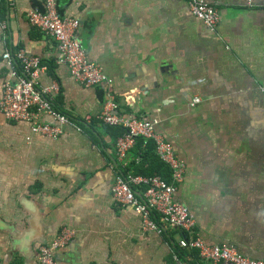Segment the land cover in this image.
Segmentation results:
<instances>
[{
  "label": "crops",
  "instance_id": "obj_1",
  "mask_svg": "<svg viewBox=\"0 0 264 264\" xmlns=\"http://www.w3.org/2000/svg\"><path fill=\"white\" fill-rule=\"evenodd\" d=\"M207 1L219 9L214 31L185 0H57L80 21L87 57L112 78L121 112L158 120L185 164L175 198L193 215L196 234L264 259V0ZM40 6L0 0V96L8 77L1 56L23 49L48 68L40 85H60L56 109L88 119L87 127L53 141L0 115V264H38V247L64 226L76 234L55 264H176V232H144L132 207L113 203L118 136L96 119L102 90L56 64V41L28 22ZM194 97L200 104L190 107ZM126 162L134 171L137 146Z\"/></svg>",
  "mask_w": 264,
  "mask_h": 264
},
{
  "label": "built area",
  "instance_id": "obj_2",
  "mask_svg": "<svg viewBox=\"0 0 264 264\" xmlns=\"http://www.w3.org/2000/svg\"><path fill=\"white\" fill-rule=\"evenodd\" d=\"M188 11L199 19L210 31L216 29L219 9L207 0H185ZM28 22L42 34L56 41L58 56L56 64L66 67L74 80L84 87H98L102 90L103 101L100 113L96 116L99 123L108 127L122 129L123 133L115 141V155L119 165L116 168L111 197L118 207H132L140 217L144 232L165 235L168 231L178 234L177 251L195 255L196 264H264V259H249L235 246L229 244H206L195 231V219L189 209L175 198L178 187L183 182L185 164L177 157L172 145L165 140L158 129V120L149 117H134L123 114L111 89L113 80L100 64L87 57L78 32L80 21L61 14L57 0H41V8L28 12ZM0 28L6 25L0 16ZM3 40L5 36H2ZM2 61L8 69V77L1 82L0 115L7 121L27 122L30 133L58 140L67 128L78 133L83 127L60 112L54 100L61 88L40 85L41 73L48 70L42 59L27 54L23 49H5ZM200 97H194L191 106L200 104ZM42 116L50 122L41 121ZM88 119L83 120L87 123ZM144 145L152 144L153 154L170 172V181L159 175L135 174L127 164L129 153L137 141ZM137 155V162L138 160ZM136 162V163H137ZM75 231L61 227L54 238L38 247V264H55L57 252L65 249L75 237ZM176 264H190L188 255L181 256L172 250Z\"/></svg>",
  "mask_w": 264,
  "mask_h": 264
},
{
  "label": "trees",
  "instance_id": "obj_3",
  "mask_svg": "<svg viewBox=\"0 0 264 264\" xmlns=\"http://www.w3.org/2000/svg\"><path fill=\"white\" fill-rule=\"evenodd\" d=\"M39 8H41V6ZM59 11L61 14H63L60 9H59ZM68 117H70V116H68ZM72 119H74V118H72ZM76 122H78L83 127V130L87 127V124H85V122L83 120L82 121L76 120ZM111 128L116 129L117 136H120L123 133L122 129H120V128H116V127H111ZM136 146H137V155H138L139 161L137 162L136 165H133L134 173L135 174H141V175H154V174H156V175L161 176L165 181L169 182L170 181V172H169L168 168L164 164L159 162L158 159L156 158V156L153 154L152 144L150 142H147L143 145L142 141L138 140ZM166 236H167V233H166ZM172 247H174L173 250L175 252L179 253L181 256L184 255L183 252L177 251L176 246L173 245Z\"/></svg>",
  "mask_w": 264,
  "mask_h": 264
},
{
  "label": "rangeland",
  "instance_id": "obj_4",
  "mask_svg": "<svg viewBox=\"0 0 264 264\" xmlns=\"http://www.w3.org/2000/svg\"><path fill=\"white\" fill-rule=\"evenodd\" d=\"M54 83H55V82H52V83H51V84H49V85H52V84H54ZM190 104H191V103H190ZM190 107H193V106H191V105H190Z\"/></svg>",
  "mask_w": 264,
  "mask_h": 264
}]
</instances>
